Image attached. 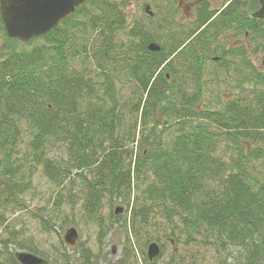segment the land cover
<instances>
[{
  "label": "trees",
  "instance_id": "obj_1",
  "mask_svg": "<svg viewBox=\"0 0 264 264\" xmlns=\"http://www.w3.org/2000/svg\"><path fill=\"white\" fill-rule=\"evenodd\" d=\"M194 1V19L183 23L181 2ZM259 1L225 0L214 9L207 0H150L152 7L144 4L130 21V0H85L48 34L26 43L7 37L0 13L1 225L9 209L26 208L23 197L40 167L57 198L65 192L73 202L80 198L83 214L98 222L100 244L110 231L101 221L104 198H120L131 211L118 264L133 259L134 238L158 243L161 257L166 242L183 234L213 247L221 264H264V173H258L264 73L250 59L251 52H264V20L253 17ZM243 36L248 44L227 46ZM152 43L160 49L151 51ZM237 57L248 87L221 108L198 113L207 64L228 68ZM160 110L180 124L170 140L161 136L168 123L159 130L155 122ZM126 115L134 121L124 129ZM221 143L227 151L220 155ZM157 211L173 229L154 241L144 218ZM58 236L48 254L12 227L0 240V264H20L18 251L48 264L96 263L83 245L70 255ZM142 254L146 264H156ZM175 257L173 250L167 264H180Z\"/></svg>",
  "mask_w": 264,
  "mask_h": 264
},
{
  "label": "rangeland",
  "instance_id": "obj_2",
  "mask_svg": "<svg viewBox=\"0 0 264 264\" xmlns=\"http://www.w3.org/2000/svg\"><path fill=\"white\" fill-rule=\"evenodd\" d=\"M224 1L225 0H212V7L214 9H220ZM146 3L151 5L150 0H130L126 8L130 21L140 16L142 7H144ZM185 6L186 5L182 2L179 16L183 23H189V21L194 19L196 7L191 11L190 8L185 10ZM229 37L232 38L231 36ZM239 40L233 38L227 43V46L235 47L246 45L248 44L249 37L243 36ZM3 43L4 35L0 28V49ZM250 59L257 68L264 73V52H251ZM227 63L229 64L228 68H221L215 62H209L207 64L203 78V95L199 105L196 107L198 113L207 109L216 110L221 108L225 103L240 96L241 89L243 90L244 86L248 87L247 85L249 84L244 81L246 76L245 72L240 67V59L238 57L233 58L232 61ZM260 88L261 87H259V89ZM126 89L127 88H124L122 92V100L129 98L130 91L125 93ZM133 121L134 117L131 120L130 115L124 116V129L130 127V123ZM155 122L159 130L164 129L165 122L168 123L166 125L167 130L161 132L163 140L172 139L177 134L178 128L180 127V124L175 121L174 114H162L161 110L156 113ZM152 124H154V122H152ZM226 151L224 143H221L218 152L221 155ZM258 169L261 171L258 172L259 174L264 173V166L262 167L261 164L258 165ZM138 186L140 188L135 186L133 189V197L134 195L140 194V191L145 187V183L138 184ZM56 190L57 189L52 186L43 175L39 167L34 177L33 188L23 197L26 208L18 211L9 209V212L5 216L7 222L4 225L0 223V240L9 237V229L14 227V230L19 233L20 239L27 240V243L35 245L39 252L49 254L54 253L55 249L58 247L60 240V236L58 235L60 234L61 238L64 240L66 230L74 227L79 233V238L75 246L70 247L67 245L70 255L79 253L82 248L81 245H83L84 248L89 249L93 257H95V264H118L117 262H119L123 255L127 233H130L128 220L132 216L131 211L127 209L122 200L107 195L102 201V209L100 211L101 221L105 223V226L110 227V231L106 239L100 244L97 238L98 222L83 214L80 198H78V196L74 197L75 201L73 202V200L67 196V192H65L63 197L59 196L57 198ZM117 209L120 210L118 213ZM161 213V211L151 212L144 218V221L147 223L145 229L152 235L153 240L159 236L164 237L165 235H169L173 229ZM49 218L54 220L55 225L52 226L49 223ZM174 221L175 219L172 220V222ZM138 222H140V220ZM8 225L9 228H7ZM43 225H46L47 229H45ZM140 226L142 225L138 223V225H135V228H139ZM132 233H134L133 230ZM171 239L174 241L172 243L166 242L164 255L153 260L156 264H167L173 250L176 254L175 258L180 264H221L222 257L220 253L216 252L213 247L204 245L201 238L197 241H192L183 234L182 237H179V242L175 241L174 237ZM145 244L146 240L144 238L138 240L134 238V240H132L134 257L128 264H146L142 251H145L147 257L150 244ZM9 248L10 251H18V248L13 244L9 245ZM114 249L115 252H113Z\"/></svg>",
  "mask_w": 264,
  "mask_h": 264
},
{
  "label": "water",
  "instance_id": "obj_3",
  "mask_svg": "<svg viewBox=\"0 0 264 264\" xmlns=\"http://www.w3.org/2000/svg\"><path fill=\"white\" fill-rule=\"evenodd\" d=\"M85 0H0V13L3 19L7 37L29 42L40 38L57 27L61 20L74 13ZM260 8L253 14L256 19L264 20V0H260ZM149 10V6L146 8ZM151 51H158L160 47L154 43L149 46ZM120 210L117 209V213ZM79 238L76 228L66 230L64 242L70 247L75 246ZM115 252V249L113 250ZM161 254L158 243H151L147 257L153 261ZM20 264H48V260L27 251L15 254Z\"/></svg>",
  "mask_w": 264,
  "mask_h": 264
},
{
  "label": "flooded vegetation",
  "instance_id": "obj_4",
  "mask_svg": "<svg viewBox=\"0 0 264 264\" xmlns=\"http://www.w3.org/2000/svg\"><path fill=\"white\" fill-rule=\"evenodd\" d=\"M206 1V0H205ZM207 2H210L211 4L213 3L212 0H207ZM185 6V10H187V8H190V10L192 11L194 7L197 6L198 2L194 1V2H188V3H184ZM189 11V10H188ZM114 252V251H113Z\"/></svg>",
  "mask_w": 264,
  "mask_h": 264
}]
</instances>
